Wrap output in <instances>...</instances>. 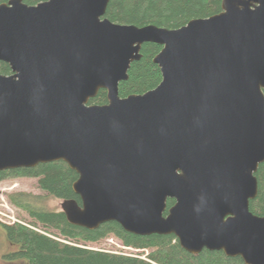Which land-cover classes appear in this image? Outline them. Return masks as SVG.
Here are the masks:
<instances>
[{
	"label": "water",
	"instance_id": "95a60500",
	"mask_svg": "<svg viewBox=\"0 0 264 264\" xmlns=\"http://www.w3.org/2000/svg\"><path fill=\"white\" fill-rule=\"evenodd\" d=\"M110 1L0 5L12 73L0 75V172L63 162L80 200L61 204L70 225L114 222L264 264V217L249 211L264 163V0H222L176 30L112 23ZM144 44L162 48L161 82L121 99ZM101 90L107 104L88 105Z\"/></svg>",
	"mask_w": 264,
	"mask_h": 264
},
{
	"label": "trees",
	"instance_id": "16d2710c",
	"mask_svg": "<svg viewBox=\"0 0 264 264\" xmlns=\"http://www.w3.org/2000/svg\"><path fill=\"white\" fill-rule=\"evenodd\" d=\"M8 1L0 0V5ZM44 1L22 0L28 6ZM221 4L222 0H111L105 18L119 25H154L176 30L192 20L206 19L220 13ZM161 49L155 44H144L141 47V59L130 65L128 79L118 86V96L121 99L143 95L160 84L161 73L153 59ZM11 74L9 65L0 62V75ZM105 104L107 96L104 90L99 91L88 103L97 106ZM18 178L36 179L38 188L50 198L75 200L80 205L79 198L72 191L77 175L63 162L0 172V182ZM255 178L258 193L249 202V211L255 216L264 217V163L259 165ZM25 199L26 196L22 194L8 197L9 203L25 212L31 221L0 225L8 244L16 248L15 252L4 256L8 262L24 260V264H244L240 258H228L222 252L204 250L197 255H191L180 247L173 235L140 237L126 233L114 222L89 231L70 225L63 212L36 208L38 198L31 197L30 201ZM173 204V200H167L166 212ZM50 230L57 231V235L49 233ZM110 236L120 240L124 248L139 252L114 253L94 247Z\"/></svg>",
	"mask_w": 264,
	"mask_h": 264
},
{
	"label": "rangeland",
	"instance_id": "374dc122",
	"mask_svg": "<svg viewBox=\"0 0 264 264\" xmlns=\"http://www.w3.org/2000/svg\"><path fill=\"white\" fill-rule=\"evenodd\" d=\"M13 194H22L26 196L25 200L30 201L31 197L38 198L35 206L45 211L62 212L61 204L63 201L52 199L42 192L38 186L36 179L33 178H18L7 179L0 182V225H12L17 222L31 221L27 214L8 201V197ZM39 229L43 230L41 226ZM57 235V231L50 232ZM96 249H106L114 253L122 252L124 254H137L139 251L124 248L117 238L110 236L106 240L94 246ZM16 248L11 246L6 241L3 231L0 226V264H24V260L8 262L4 258L5 255L15 252Z\"/></svg>",
	"mask_w": 264,
	"mask_h": 264
},
{
	"label": "built area",
	"instance_id": "2783aa9c",
	"mask_svg": "<svg viewBox=\"0 0 264 264\" xmlns=\"http://www.w3.org/2000/svg\"><path fill=\"white\" fill-rule=\"evenodd\" d=\"M263 95H264V91H263Z\"/></svg>",
	"mask_w": 264,
	"mask_h": 264
}]
</instances>
